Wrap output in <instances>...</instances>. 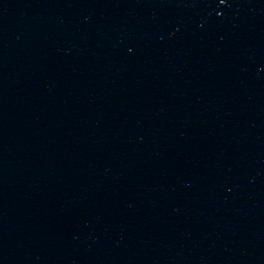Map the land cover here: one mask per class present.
Returning a JSON list of instances; mask_svg holds the SVG:
<instances>
[{"label": "water", "instance_id": "water-1", "mask_svg": "<svg viewBox=\"0 0 264 264\" xmlns=\"http://www.w3.org/2000/svg\"><path fill=\"white\" fill-rule=\"evenodd\" d=\"M0 264H264V0H0Z\"/></svg>", "mask_w": 264, "mask_h": 264}]
</instances>
